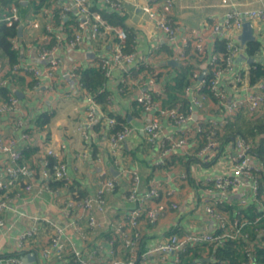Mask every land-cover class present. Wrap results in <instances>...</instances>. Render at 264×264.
<instances>
[{
  "label": "crops",
  "instance_id": "0c3cea01",
  "mask_svg": "<svg viewBox=\"0 0 264 264\" xmlns=\"http://www.w3.org/2000/svg\"><path fill=\"white\" fill-rule=\"evenodd\" d=\"M19 1L21 6L16 8L21 20L20 25L23 26L22 35L18 40L21 63L26 66L46 68L47 62L39 59V45L47 40V32L58 33L68 27L73 31L72 24L60 25L53 17L55 10L62 13V6L68 0H49V3L54 5L53 9L47 8L48 1L43 0L37 10L29 0ZM91 1L97 7L102 6L101 0ZM263 2L264 0H239L236 5L243 8H258ZM121 3L122 9L118 14L125 29L132 34L133 42L129 51L134 53L135 60L132 65L114 68L111 76L107 77L105 87L109 93L108 110L103 111L102 106L94 105L93 97L83 87L78 86L76 80L67 75L69 68L74 64L81 69L87 66L98 67L101 58H109L114 42L113 39L109 41L107 37L99 39L100 41L93 45L87 43L80 49L63 45L61 60L50 81L46 79L40 86L34 87L31 75L19 74L24 81H15L13 86L8 87L19 98L25 116L23 125L15 127L12 116L0 114V133L7 137L14 136L19 147L36 148L33 154L36 157L48 146L52 147L67 165L68 180H64V185L57 187L58 189L53 192L39 191L36 186L31 190H25L20 185L23 184L25 187L24 181L18 182L19 185L16 184L18 186L13 190H19L17 192L19 194L12 200V208H8L3 214L7 226L11 229L9 231L0 229V255L15 252L13 239L29 223L27 218L17 216L20 212L53 217L57 222L64 224L66 220L58 215L65 199L71 193L76 194L78 198L94 195L104 178L101 175L103 171L108 178L114 179L115 187L104 193L102 210L96 206L91 208L92 215L99 222L96 228L89 226L85 216L89 214L84 208L76 207L71 212V218L68 220L72 224L65 235L66 264L74 263L70 254L72 248L79 250L84 258H89L94 264H101L109 258L111 256L109 250L112 248L115 251L114 255L127 258L129 251L122 246L121 241L114 239L117 235L112 231L111 225L123 222L128 227L127 216L134 206L141 209L137 226L140 235L137 251L139 254L144 253V264H175L172 252L164 255L150 254L148 251L173 234L183 236L196 231L213 232L218 224L217 220L205 212V207L219 197V193L213 190L212 182L207 179L228 174L231 171L229 168L233 156H227L226 152L220 156L211 155L209 160H200L199 149L205 143L202 145L203 139L195 134L194 128L195 123H202L204 126L212 121L220 123L223 118L222 107L206 96L203 107L194 108L191 112V120L187 123L178 125L162 120L164 136H176L183 129H187L189 137L184 146L173 149L160 163L163 146L160 142L149 144L143 130L145 123L156 112L145 111L136 99L149 88L147 78L150 77L151 69L152 72H157L155 90L159 92L153 93L152 96L159 106H176L181 103L182 97H186L189 101L190 95L186 96L184 90L178 94L179 101H175L174 92L172 99V93L168 88L174 85L173 79L180 73L178 69L185 62L191 60L194 68L197 63L192 61L190 56L175 66L168 63L172 59L170 49H173V45L156 27L155 21L143 10L144 5L148 4L160 11V0H121ZM228 8L226 0H174L169 16L173 23L184 27V30L190 32L193 37L202 33L208 38L211 18L221 16ZM67 18L69 16L65 19ZM31 22L36 24L30 25ZM260 23L264 24V22ZM251 28L254 37L264 42V31L261 33L259 22H251ZM240 35L241 33L234 40L241 44ZM207 44L210 48L211 42L207 41ZM149 56L152 59L150 67L145 64ZM246 58L249 57L244 50L238 56L236 63L246 61ZM126 68L130 72L128 75H125ZM198 68L200 67L197 65L193 72ZM6 71L7 65L0 63V79H3ZM122 78L126 79L125 84L130 90L122 92ZM191 80L193 83L196 81L193 77ZM220 86L228 99L234 98L239 89L233 74L227 71L221 75ZM247 93L244 89H240L239 98L243 99ZM7 100L0 92V104ZM92 106L94 112L93 117L90 118L88 112ZM107 112L120 114L125 119V126L132 128V131L119 143L114 154L111 153L109 143L113 130L105 121ZM39 117L46 120L43 128L37 125ZM24 132L27 133L25 137H23ZM7 158L6 153L0 151V177L3 175V166ZM134 174L139 176L141 192L157 188L160 198L149 199L140 204L128 200L127 193ZM32 179L36 180L32 176L26 178L25 182ZM19 186L23 189L20 190ZM249 196L247 182L244 186L233 189L217 209L228 215L225 210L226 205L239 207V199ZM172 204H176V207L173 208ZM159 205L163 210L157 211L153 221H148L147 210L157 209ZM49 233L48 226L42 224L35 239L29 240L25 251L37 250L46 245ZM113 239L115 242H112ZM32 263L34 264V261ZM41 264H49V262L44 260Z\"/></svg>",
  "mask_w": 264,
  "mask_h": 264
},
{
  "label": "built area",
  "instance_id": "2783aa9c",
  "mask_svg": "<svg viewBox=\"0 0 264 264\" xmlns=\"http://www.w3.org/2000/svg\"><path fill=\"white\" fill-rule=\"evenodd\" d=\"M226 1H228L229 8L221 16L211 18L210 20L211 24L209 23L208 26V38H205L202 33L201 35L196 34V37H193L190 32L184 30V27L170 20V10L174 4V0H160V11H157L148 4L143 7V10L148 16L155 21L156 27L164 33L167 41L173 45V60L177 62L186 60L187 55L184 54V47L188 43L196 51L199 60L206 59V65L202 66L203 64H199L198 67L200 68L196 69L192 74V77L196 81L185 89V95H190L187 110H180L179 105L161 107L154 101L153 93L159 92V90H155L157 84L156 71L151 72L150 77L147 78L149 87L147 91L138 95L136 99L145 111L150 113L155 110L156 112L145 123L143 130L149 144L153 145L156 142H160L163 146L160 163H162V159L173 149L184 146L189 137L187 129H183L176 136H164L162 120L165 119L178 125L185 124L191 120L192 110L194 108H202L204 105V100L207 95L203 93V89L208 88L212 92L214 98L211 99L222 107L223 118L220 123L216 121H212L210 124L208 123L210 126L209 129H205L202 123H195L194 132L200 133L202 131L206 137L205 145L199 149L200 160H209L211 155L215 154V149L219 141L213 136L214 130L221 129L229 118L241 110H244L249 117H257L264 110V82L261 80L255 83L249 82L247 60L245 59L246 61L236 63L238 56L244 52V48L234 40L241 33L244 21L255 23L264 22V2L258 8H243L236 5V2L239 0ZM101 4L102 7L109 11H121L122 9L121 0H101ZM93 6L91 0H68L62 6L61 16L66 17L67 13H73L79 19L78 26L73 32L74 36L64 43L62 40L63 35L56 33L58 42L51 49H42L39 51V59L47 62L48 66L46 68L14 64L12 71L16 74L31 75L34 79V87H38L46 79L50 81L53 78V73L61 60L60 50L63 49V45L66 44L72 49H80L85 47L87 43L95 44V41L98 40V35L111 34L110 32L114 33L117 42L114 43L110 57L100 59L101 64L99 63V65L104 70L105 76L110 77L114 68L132 65L135 60L134 53L123 51V44L126 38L125 30L121 27L108 24L99 12L92 9ZM19 19L16 7H13L9 12H5L0 8L1 22L10 24L12 21H19ZM31 24L34 26L36 23L31 22ZM217 36L224 38L226 41V55L216 53L212 47ZM207 41L211 42L210 48H208ZM13 42L15 43L16 41L13 40ZM263 50L257 57L264 58ZM207 52L208 55L206 57ZM220 60L225 63L223 68L219 67L218 62ZM146 63H152L150 56L146 59ZM76 69H78V66L75 64L72 65L67 75L76 80L78 86H80ZM124 71H127L125 75L130 73L127 68ZM226 71L233 74L234 81L239 87L234 98L231 99L226 98L225 91L220 86L221 75ZM207 75L210 76L207 78ZM9 82L7 79H0V87L8 85ZM121 83H127L126 79L122 78ZM240 89L248 92L243 99L239 98L238 95ZM92 102L94 103L93 99ZM94 105L96 104L94 103ZM93 112L94 107L92 106L88 112L90 118L93 117ZM0 114L12 116L15 127H21L23 125L25 111L20 104L19 98L14 94H11L7 101H3L0 104ZM105 121L112 128L115 120L106 116ZM131 131L132 128L130 126L113 130L109 137L111 153L114 154L117 151L119 143ZM26 134L24 132L23 137ZM249 148L250 143H246L241 136L234 137L226 146L227 156H233L232 164L229 168L231 171L226 175L208 177L207 179L212 182L213 190L219 193V197L217 199L215 198L216 201L214 200L215 202L205 207L206 214L217 220L218 223L213 232L196 231L183 236L173 234L165 241H161L155 245L148 253L165 255L172 252L174 255L173 262L179 264L180 254L188 247L203 243L221 245L226 239L240 237L242 228L246 225L253 224L254 221L243 219L230 220L227 215L217 209V206L224 203V199L231 194L233 189L244 186L247 182L250 196L241 197L239 199V206H245L253 202L261 206V211L264 213V197L259 201V175L263 171V163L252 154ZM22 150L23 147H19L14 136L7 137L0 133V151L6 153L8 156L3 166V175L0 177V192L2 193L0 195V229L6 231H9L11 227L7 226V220L3 218V214L8 208H12L11 204L14 197L10 196L9 193L15 188L18 182L24 181L26 184L24 187L25 190H31L33 186H36L39 191L53 192L47 185L49 172L46 166L51 163L50 168L52 169L54 179L68 180L67 165L58 157L52 147L48 146L44 152L38 154L37 162L40 165V171L37 176L33 174L31 165L21 159ZM47 156H52L53 161L51 163H49ZM33 175L36 180L32 179L29 182H25L26 178L32 177ZM101 175L104 178L94 195L78 198L76 194L71 193L65 199L63 205L60 207V215H58V217L66 220L64 224L57 222L53 217L27 215L26 213L20 212V215L17 216L27 218L29 223L13 239L14 251L19 253V255L2 257L0 258V264H23V257L30 252L35 254L34 264H41L44 260L49 262V264H66L67 243L65 235L67 229L72 224L68 220L71 218V212L76 207L84 208L89 214L85 215L89 226L96 228L99 222L92 215L91 208L96 206L99 210H102L104 207L102 198L104 193L115 187L114 179L108 178L104 171L101 172ZM139 182V176L134 174L127 193L128 200L140 204L149 199L160 198V193L157 188H150L141 192L139 190ZM172 207L175 208L176 204H172ZM157 209L147 210L146 218L148 221H153L157 211L160 212L163 210L160 205ZM262 216L264 214L259 215L256 220L261 219ZM140 217L141 209L134 206V209L127 216L128 227L123 222L111 225L112 231L117 235L114 239L121 241L122 246L129 251V254L127 258L119 257L114 255L115 251L112 248L109 250L111 256L102 261L101 264H144V253L139 254L137 251L140 239L137 226ZM42 224L47 225L50 230L46 245L37 250L31 249L30 251H25V248L29 245V240L35 239L36 233L41 229ZM114 239L112 242H115ZM21 253L22 255H20ZM70 254L73 258V264H94L89 258H84L82 253L76 248H72Z\"/></svg>",
  "mask_w": 264,
  "mask_h": 264
},
{
  "label": "trees",
  "instance_id": "16d2710c",
  "mask_svg": "<svg viewBox=\"0 0 264 264\" xmlns=\"http://www.w3.org/2000/svg\"><path fill=\"white\" fill-rule=\"evenodd\" d=\"M29 1L31 2L33 8L37 10L40 8V4L43 0H40V2H37V0ZM45 1H48L47 4L49 3V0H44V2ZM20 6L21 4L19 0H0V8L5 12H9L13 7ZM92 9L99 12L101 16L105 18L108 24L121 27L125 30L126 38L123 44V51L131 52L129 50L131 49L130 45L133 42L132 34L130 31L125 29L122 18L120 14H118L119 11H109L102 6H95V3ZM67 16H69V18L65 19ZM53 17L54 20L60 25L67 26L72 24L73 27H71L73 28V31L70 30V27H68L60 32L63 37H65H62L63 42H67L68 39H71L74 36L73 32L78 26L79 19L73 13H67L66 17H62L60 11L58 10L53 12ZM20 21L21 20L12 21L10 24L0 21V63H5L7 65V71L4 74L3 79L10 81L8 86L0 87V92H2L5 99H8L10 94H13V91L8 87L11 85L13 86L15 81H24L23 77H19V74H16L12 71L14 64L23 65L21 63L20 43L18 41L20 38V36H18ZM55 32L56 31L47 32V40L39 45L40 50L51 49V47L58 42ZM110 33L111 34L106 33L104 35H98V40L95 42L97 43L100 41L99 39H104L107 37L109 41L113 39V42L116 43L117 39L115 38L114 33ZM13 40L16 42L14 43ZM212 47L218 54H227L226 41L220 36L215 38ZM263 48L264 42L255 37L250 41H247L244 45L245 53L248 55V57L254 59L253 61L248 62V78L250 83H255L258 80L264 82V58L261 59L257 57V55L261 54ZM61 51L62 49L60 50V53ZM173 54L174 48L172 50L170 49V56H173ZM184 54L187 55V57L190 56L192 61L194 60L197 65H206V59L199 60L196 51L192 49L189 43L184 47ZM207 55L208 52L206 57ZM189 61L185 62L184 64L181 63L183 65L178 69L180 73L176 74L173 79L175 81L174 85L169 86L168 88L171 93L174 92L175 96L173 93L171 95L172 99L174 96L175 101H179L178 94L182 92V90L185 91V89L193 83L191 80L192 74L197 65L195 64L196 67L194 68V63H192L191 60ZM145 64L149 67L151 66L150 63ZM218 64L221 68L225 66V63L222 60H220ZM76 72L78 74V82L80 83V86L83 87L91 95V97H93L94 103L102 106L103 108H101L103 111L108 110L107 107L110 103L109 93L105 87L107 84V77L105 76L104 70L100 67V65L98 64V67L96 65L93 67L87 66L82 69L78 68L76 69ZM151 72L152 70L150 69V73ZM209 76L210 75H207V78ZM121 87L122 92H125L127 89L130 90L127 84L121 83ZM203 93L210 98H214L212 92L208 88L203 89ZM186 101V97L181 98V103L178 104L180 106V110H187L188 101L185 105ZM107 114L108 117H111L115 120L111 128L112 130H118L125 126V119L120 114L115 115L112 112H107ZM45 123L46 120L43 119V117L37 118V125L39 127L43 128ZM204 128L209 129L210 126L205 125ZM214 131L215 132L213 133V136L219 141L214 155L220 156L225 154L226 146L232 141L234 137L241 136L246 143H250L249 150L260 162L263 163V171L259 175L260 201L264 197V110L257 117H249L244 110H241L233 117L229 118L220 130L215 129ZM195 134L201 136L203 139V145L206 142L205 133L201 131L200 133L195 132ZM35 151L36 148L33 147L23 148L21 159L31 165L33 174L37 176L40 171V165L37 162L36 155L33 156ZM47 159L49 160V163L53 161L52 156H47ZM51 165L52 163L46 166L49 172L47 185L51 191H55L58 189L57 187H60L64 184V180L54 179L52 175V169L50 168ZM20 185H22L24 188L23 184ZM23 188L19 186L20 190ZM18 191L19 190H12L9 195L13 196L15 199L19 194H17ZM1 194L2 193L0 192V195ZM233 207L234 206L231 205H226L225 207V210L228 214L227 217L230 220H252L254 223L244 226L242 228V234L240 237L237 236L235 239H226L221 245L203 243L188 247L183 253L180 254L179 264H188L193 261H195V264H264V217L262 219L256 220L259 215L264 214L261 211V206H258L256 203L252 202L245 206ZM14 255H19V253L11 252L5 253V255L1 254L0 258ZM20 255H22V253Z\"/></svg>",
  "mask_w": 264,
  "mask_h": 264
},
{
  "label": "water",
  "instance_id": "95a60500",
  "mask_svg": "<svg viewBox=\"0 0 264 264\" xmlns=\"http://www.w3.org/2000/svg\"><path fill=\"white\" fill-rule=\"evenodd\" d=\"M22 29H23V26L20 25L18 28V36L22 35ZM253 38H254V35L252 32V28H251V22L250 21H244V23L242 25V32L240 35V42H241V45L243 46V48H244L245 43L247 41H250ZM246 60H247V62H251L254 59L249 57V58H246ZM41 61L43 62V60H41ZM168 63L172 66L178 65V62L173 60V59H170L168 61ZM34 260H35V254L33 252H30L23 257V264H33L32 262ZM188 264H195V261L188 263Z\"/></svg>",
  "mask_w": 264,
  "mask_h": 264
},
{
  "label": "rangeland",
  "instance_id": "374dc122",
  "mask_svg": "<svg viewBox=\"0 0 264 264\" xmlns=\"http://www.w3.org/2000/svg\"><path fill=\"white\" fill-rule=\"evenodd\" d=\"M48 5H49V6H47V8L50 7V9H53V7H54L53 4L48 3ZM259 28L261 29V33H262V31H264V24L259 23ZM59 33H60V32H59Z\"/></svg>",
  "mask_w": 264,
  "mask_h": 264
}]
</instances>
